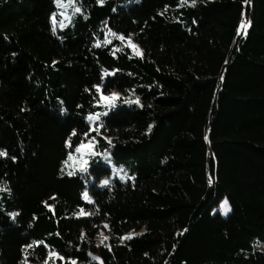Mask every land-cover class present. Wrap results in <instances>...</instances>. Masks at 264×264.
Listing matches in <instances>:
<instances>
[{
    "label": "trees",
    "instance_id": "obj_1",
    "mask_svg": "<svg viewBox=\"0 0 264 264\" xmlns=\"http://www.w3.org/2000/svg\"><path fill=\"white\" fill-rule=\"evenodd\" d=\"M69 1L0 0V264H264V0Z\"/></svg>",
    "mask_w": 264,
    "mask_h": 264
},
{
    "label": "rangeland",
    "instance_id": "obj_2",
    "mask_svg": "<svg viewBox=\"0 0 264 264\" xmlns=\"http://www.w3.org/2000/svg\"><path fill=\"white\" fill-rule=\"evenodd\" d=\"M137 1L139 2L141 0H137ZM181 1L183 3H185L184 0H181ZM187 3H192V0H187ZM55 4L58 8L57 14L55 15V20L58 22V25L66 24L68 21H70L72 19V16L74 13L72 10L73 9L72 4L70 3L69 0H55ZM243 24L247 25L246 23H243ZM125 43L127 45H129V47L133 50V52L137 53L136 50L138 49L139 52L141 53V47L134 40L128 38L127 40H125ZM133 46H135V47H133ZM113 96H115L116 98L114 100L110 99ZM100 97H101L102 105L105 106V108L109 110V108L116 105V103L119 99L126 98L127 96H125L121 92H117V91L105 93L103 90H101L100 91ZM106 98H109V99H106ZM96 146H97L96 136L86 138L84 141L81 142L80 145H78L75 148V151L72 152L71 155H69L68 165L70 167H73V168L84 169V171H87V169L89 168V166L92 162V159L95 156H97V154H98V152L96 150ZM102 158L106 162H108L112 167L114 166L113 162L110 159L109 152L102 154ZM114 169H115V174H117V172L119 170L116 168H114ZM105 181H107V180L104 179L102 184H104ZM225 202H227L226 199L221 203L222 206L221 205L220 206L222 209H224V211H226V209L228 207V212H229L230 211L229 204L227 202L226 207H225ZM227 204H228V206H227ZM105 237H107V239H108V232H107L106 228H103L100 230L98 238L101 242H103V241L107 240V239H104ZM257 247L260 250L264 251V242L263 243H257Z\"/></svg>",
    "mask_w": 264,
    "mask_h": 264
},
{
    "label": "snow or ice",
    "instance_id": "obj_3",
    "mask_svg": "<svg viewBox=\"0 0 264 264\" xmlns=\"http://www.w3.org/2000/svg\"><path fill=\"white\" fill-rule=\"evenodd\" d=\"M99 2H100V3H103V0H99ZM184 2L187 3V0H184ZM192 3H193V5H194V4H195V0H192ZM246 27H247V25H244V24L241 25V28H243V29H246ZM133 47H135V46H133ZM136 52H137L138 55L141 54V53L139 52L138 49L136 50ZM115 98H116V97L113 96V97L110 98V99L114 100ZM106 99H109V98H106ZM136 102L138 103V101H136ZM89 119H93V118H92V117H89ZM0 155H4V153H0ZM70 174H71V173H70ZM104 183L107 184L108 182L105 181ZM84 198H85V199H88L87 194H85ZM226 203H227V202H225V207H226ZM81 214H83V212H82ZM104 239H107V237H105Z\"/></svg>",
    "mask_w": 264,
    "mask_h": 264
}]
</instances>
